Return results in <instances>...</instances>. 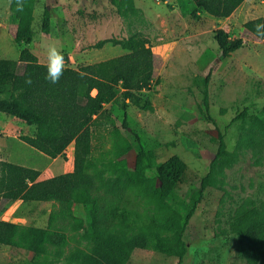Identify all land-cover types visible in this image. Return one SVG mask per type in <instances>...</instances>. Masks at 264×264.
Returning <instances> with one entry per match:
<instances>
[{"label":"rangeland","instance_id":"1","mask_svg":"<svg viewBox=\"0 0 264 264\" xmlns=\"http://www.w3.org/2000/svg\"><path fill=\"white\" fill-rule=\"evenodd\" d=\"M11 1L0 0L1 58L17 59L20 50L27 47L46 63V48L55 44L63 52L65 65L76 68L127 52L117 42L125 44L137 32L148 38L154 53L153 76L140 95L151 109L127 102L123 106L118 89L116 101L104 105L105 113L91 127L89 170L98 172L105 182L119 180L132 185L137 181L141 188L154 192L155 168H146L140 179L133 177L141 148L151 151L157 164L176 156L186 172L172 194L149 205L141 200L143 195L139 199L131 196L128 205L146 216L158 215L159 220L175 217L181 203L192 202L198 179L208 172L221 134L229 161L215 172L214 185L205 189L189 219L182 236L186 252L181 264H253L242 252L232 223L241 208L264 214V156L255 160L243 139L250 132H260L255 117H261L264 106V38L243 27L226 28L231 39L241 38L243 43L219 60L213 31L222 24L214 23L204 11H197L196 17L182 16L176 0H24V5L31 4L34 20L33 39L23 45L14 42L9 32L15 27L9 22ZM45 8L51 17L47 34L40 28ZM22 68L18 64V71ZM208 74L204 106V78ZM243 111L246 115L235 119ZM31 130L24 128L21 135ZM8 144L13 146L12 141ZM72 147L69 145L64 155L70 154ZM62 159L42 168L38 179L64 173ZM52 207V202L17 200L0 213V219L45 227ZM74 215L75 220L63 224L69 245L62 257L0 245V264H79L67 256L77 248L91 252L96 243L88 233L85 211L78 206ZM128 223L132 226L128 234L150 232L146 228L150 224L140 226L131 219ZM125 264H178V258L156 248H136Z\"/></svg>","mask_w":264,"mask_h":264},{"label":"trees","instance_id":"2","mask_svg":"<svg viewBox=\"0 0 264 264\" xmlns=\"http://www.w3.org/2000/svg\"><path fill=\"white\" fill-rule=\"evenodd\" d=\"M163 1V0H161ZM243 0H176L182 16H197L204 11L216 18L228 17ZM9 22L14 24L11 32L14 42L23 45L33 39L31 24L34 20L31 4L25 5L23 13L16 11L11 1ZM50 14L44 9L41 32L50 28ZM256 24H264L259 17L244 23V28L257 38ZM219 53L223 60L242 46V39H231L223 28L213 31ZM119 43L127 52L108 59L77 66H66L58 83L45 79V63L27 47H23L17 59L0 57V112L9 114L27 125L35 126L33 136L20 135L19 139L50 158L64 154L73 145V168L52 177L38 179L39 171L12 162L0 160V213L9 204L23 202H52L47 225L38 227L0 219V245L23 249L34 255L62 257L69 245V237L63 224L76 219L75 208L80 206L86 213L88 233L96 243L91 252L77 248L67 256L79 264H125L132 250L159 249L178 258V264L186 252L182 236L189 219L194 214L203 192L215 183V172L229 161L223 136L218 135V148L212 157L208 172L198 179L190 204L181 203V211L175 217L158 219V215L146 216L128 207L132 198L142 197L144 204L163 201L173 192L175 185L186 172L185 164L172 156L161 164L152 159L151 151L139 152L133 177L145 176V169H156L155 191H147L140 184L129 185L119 180L105 182L98 172H91L92 125L105 113L104 105L115 102L120 89L122 105L151 109V104L140 95L153 76L154 53L148 38L137 32L127 43ZM102 44V43H100ZM18 64L23 68L18 71ZM31 83H25L27 78ZM209 74L204 78L203 104L207 106ZM127 102V103H126ZM261 117H255L260 131L244 136L247 147L252 149L255 160L264 156V106ZM246 115V111L235 119ZM132 196V198H130ZM138 221L140 226L150 224L141 233L128 234L130 224ZM142 223V224H141ZM153 226V227H152ZM232 229L237 233L241 250L253 264H264V214L259 210L241 208L237 211Z\"/></svg>","mask_w":264,"mask_h":264},{"label":"crops","instance_id":"3","mask_svg":"<svg viewBox=\"0 0 264 264\" xmlns=\"http://www.w3.org/2000/svg\"><path fill=\"white\" fill-rule=\"evenodd\" d=\"M211 17L213 18L214 23L219 22L220 24H222L219 26V28H224V30H226V28L235 30V28H237L238 26L244 28L243 25L245 22L259 17L264 18V0H243V2L228 17L225 18H216L213 16ZM234 20H235V25H234ZM240 21H242V23H239ZM38 61L40 63H45V62H41L39 59ZM31 126L32 125H27L18 118L11 116L9 114L4 113L3 115H0V160L12 162L21 166L36 169L39 171L40 173L39 176H40L42 168H50L55 162L63 158L62 159L63 162L61 161L63 164V169L66 170L65 172L71 171L73 168V147L71 149L72 155L71 153L67 155L63 154L62 155L63 157L59 155L56 158L52 159L46 156L45 154H43L42 152L36 150L35 148L27 145L18 138V135H21V132L23 131L24 128H31L32 130L29 133H25L24 135L32 136L33 133L35 132V129ZM11 141L13 142V146L8 144ZM14 146L21 147L23 148V150L26 151H16V149L13 148ZM66 156L68 159L65 160L64 157ZM40 179H44V178H40ZM30 202H35V201H30Z\"/></svg>","mask_w":264,"mask_h":264},{"label":"clouds","instance_id":"4","mask_svg":"<svg viewBox=\"0 0 264 264\" xmlns=\"http://www.w3.org/2000/svg\"><path fill=\"white\" fill-rule=\"evenodd\" d=\"M16 11L23 13L24 0H15ZM255 31L258 36L264 38V24H256ZM46 75L45 79L55 84L58 83L60 77L65 71V58L61 49L55 44H49L46 48ZM25 83H31V78H27Z\"/></svg>","mask_w":264,"mask_h":264}]
</instances>
